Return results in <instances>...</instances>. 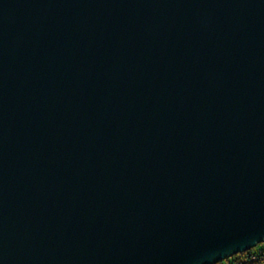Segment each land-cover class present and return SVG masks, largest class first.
<instances>
[{"label": "water", "instance_id": "1", "mask_svg": "<svg viewBox=\"0 0 264 264\" xmlns=\"http://www.w3.org/2000/svg\"><path fill=\"white\" fill-rule=\"evenodd\" d=\"M262 241L264 0H0V264Z\"/></svg>", "mask_w": 264, "mask_h": 264}, {"label": "built area", "instance_id": "2", "mask_svg": "<svg viewBox=\"0 0 264 264\" xmlns=\"http://www.w3.org/2000/svg\"><path fill=\"white\" fill-rule=\"evenodd\" d=\"M240 257H227V261L222 262L221 264H264V248H249V250H245L241 252Z\"/></svg>", "mask_w": 264, "mask_h": 264}, {"label": "rangeland", "instance_id": "3", "mask_svg": "<svg viewBox=\"0 0 264 264\" xmlns=\"http://www.w3.org/2000/svg\"><path fill=\"white\" fill-rule=\"evenodd\" d=\"M258 246H264V241H262V242H259L258 244H257ZM235 255H237V256H241V252H239V253H236ZM231 256H233V255H230L229 257H231ZM226 259V258H225ZM225 259H223L222 261L224 262V260Z\"/></svg>", "mask_w": 264, "mask_h": 264}, {"label": "bare ground", "instance_id": "4", "mask_svg": "<svg viewBox=\"0 0 264 264\" xmlns=\"http://www.w3.org/2000/svg\"><path fill=\"white\" fill-rule=\"evenodd\" d=\"M258 244V243H257ZM254 245V246H252V248H264V246H258V245ZM247 250H249V249H247ZM225 259V258H224ZM222 261V260H221ZM225 261H227V257H226V259L224 260V262ZM223 262V261H222ZM239 264H246V263H239Z\"/></svg>", "mask_w": 264, "mask_h": 264}, {"label": "trees", "instance_id": "5", "mask_svg": "<svg viewBox=\"0 0 264 264\" xmlns=\"http://www.w3.org/2000/svg\"><path fill=\"white\" fill-rule=\"evenodd\" d=\"M242 254V253H241ZM234 257H239V256H237V255H234ZM222 263V261H219V262H217V263H215V264H221Z\"/></svg>", "mask_w": 264, "mask_h": 264}]
</instances>
